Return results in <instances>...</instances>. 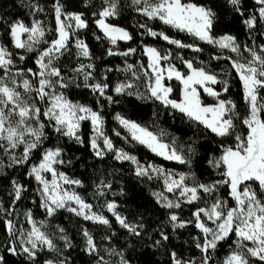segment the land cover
<instances>
[{
	"label": "snow or ice",
	"instance_id": "6c2138e0",
	"mask_svg": "<svg viewBox=\"0 0 264 264\" xmlns=\"http://www.w3.org/2000/svg\"><path fill=\"white\" fill-rule=\"evenodd\" d=\"M227 2L237 13L244 15L241 0ZM21 4L25 6V0H21ZM128 4L146 21H158L195 41L219 49L221 54L213 55L211 59L226 60L241 82L245 104L243 115L234 100L224 98V94L229 92L226 77L231 72L221 70L222 78L220 74L209 70L204 62L197 67L193 60L177 54L175 58L187 70L182 72L172 62L174 57L171 49L162 52L156 47L145 46L143 55L147 57L146 65L139 63L137 68L136 64L125 61L123 68L116 69L130 73L132 77L114 86L116 95L158 102L165 109L186 117L197 126V131L202 129L205 134L210 133L219 138L217 154L210 155L207 160L215 178L200 182L194 171L175 172L151 163L140 164L134 155L116 148L112 139L105 134L101 111L73 102L61 91L69 87L70 81L65 78L58 61L61 57L74 56L77 60L89 61L87 64L79 63L71 71L82 78L83 87L96 96L100 109L103 108L101 99L108 103L116 102L112 95L107 94L110 88L107 72L113 69L107 68L102 79L96 80L95 64L91 62L94 57L88 43L80 35L83 30L89 29V21L82 12L65 11L61 0L51 2L54 28L36 18L46 9L33 0H27L26 3L32 17L30 24L22 19L6 20L0 16V27L5 29L10 44L0 43V155L7 159L6 167L27 166L25 176L35 180L39 207L47 218L63 210L84 221L111 227L109 219L92 211L93 205L71 187H82V181L59 171L58 166L66 163L62 158L64 149L59 146L44 147L49 139L47 129H51L57 138H68L82 146L84 139L80 134L81 128L82 124L88 122L91 128L88 143L95 157L103 159L107 153H113L116 161H130L136 165L137 177L151 180L155 173L157 177L163 178L164 190L153 192L152 195L160 207L169 211L166 224L155 230L159 238L152 241V247L162 248L169 241L165 226L176 231L192 225L199 231V235L193 237L195 248L200 253L199 258L186 260L176 251H171V264H264V44L256 45L254 40L251 45L241 44L228 33L215 36L212 30L216 13L211 7L193 0H128ZM255 4L259 6L258 16L253 14L243 20L249 30L255 29L258 23L264 25V0H255ZM121 7L120 0H101L99 9L92 13L93 23L102 33L96 35L94 32V39L108 42V57H129L137 52L132 47L116 50L118 41L133 40V35L126 28L109 22L110 18L119 17ZM137 26L144 29L141 35L159 37L178 49L187 48L196 53L203 51L198 44H186L171 38L164 31L153 30L146 22ZM49 33H52L50 40L47 38ZM261 35L264 36V32ZM14 50H23L25 54ZM225 51L235 55H223ZM26 54L34 55V68H24L17 63L28 59ZM171 81L181 85L178 99L171 98L174 92L169 83ZM141 84L143 92L139 91ZM216 85H221V88L217 90ZM75 86L81 85L77 83ZM202 93L210 97L213 103H205ZM116 120L133 141L146 146L164 160L175 161L191 169L196 154L193 144L185 148L178 145L175 138L165 142V132L154 134L147 127L119 114ZM115 135L119 137L121 133L116 131ZM124 139L127 140V137ZM34 153L39 155L38 163H31ZM4 167V159L0 158V169ZM10 187V204L5 207L0 201V225L7 239V243L0 247L13 256L24 257L28 264H36L39 253L44 250L62 255V249L42 230L46 221H40L38 226L30 210L24 214L30 228H17V223L10 217L14 215L18 202L23 199L28 188L15 177L10 180ZM96 188L98 194L103 195L100 189L111 188V184L101 180ZM165 193L174 194L176 199H170ZM201 203L204 206H199ZM184 205H197L188 219H182L174 211L182 210ZM106 207L130 236L140 238L145 234L146 225L128 222L126 217L116 211L115 202L107 203ZM57 231L61 233L59 239L64 241V248H71V240L63 235L65 229L57 227ZM81 234L85 241L84 251L96 256L97 264H110L104 256L99 255V247L89 230L83 228ZM148 239L152 240V237ZM225 243L228 251L218 258L219 249ZM106 251L111 256L119 257L118 264H130L122 251ZM0 264H6L3 254H0ZM44 264H68V260L66 257L48 259Z\"/></svg>",
	"mask_w": 264,
	"mask_h": 264
},
{
	"label": "trees",
	"instance_id": "16d2710c",
	"mask_svg": "<svg viewBox=\"0 0 264 264\" xmlns=\"http://www.w3.org/2000/svg\"><path fill=\"white\" fill-rule=\"evenodd\" d=\"M39 2L45 7V12L39 14L36 18L44 21L46 26L54 28L55 21L53 13L51 12L52 0H33ZM67 12H82L84 17L89 21V29L83 30L80 33L81 37L88 43L94 59L91 61L95 64L96 80L102 79V74L107 68H112L113 71L107 72V83L110 88L107 92L108 95L113 96L114 103H108L101 99L103 108L96 103V96L91 91L83 87L82 78L74 74L71 69L76 67L79 63L87 64L88 60H77L74 56L61 57L58 61V66L61 67L66 79L70 81L67 89L61 91L71 99L88 106L94 110L101 111L104 118V131L108 135L115 147L124 149L125 151L133 154L138 160L151 161L158 163L166 168H174L186 172L194 171L200 182H207L214 179V173L209 168L207 160L210 155L217 154V145L219 138L214 137L212 134H205L203 130L197 131V126L189 121L186 117L171 109H165L158 102L145 101L137 99L135 96L116 95L113 91L114 86L125 80L132 79L130 73L123 71H116V69L123 68L125 61L128 63L136 64L137 68L139 63L147 64V57L143 55V48L145 46L156 47L158 50L167 51L172 50L173 63L182 71L186 72L183 64L175 57L177 54L183 56L184 59H191L194 66H202L201 62L208 65L209 70L220 74L223 78V72H231V75L226 78L229 81V92L224 94V98L234 100L238 105V110L243 115L245 112V104L243 102L242 85L235 73L230 69V65L226 60H212L213 55H220V50L213 48L210 45L204 44L200 41H195L194 38L180 33L175 29H170L167 26L160 24L158 21H146L145 18L137 15L128 4V0H120L121 9L118 18L109 19V22L120 27L126 28L132 35L133 40L129 42L118 41L116 50H126L129 47L136 48L137 52L129 57L106 55V49L110 46L107 41H97L94 39L93 33L102 35L93 23L94 17L92 13L97 11L100 7L101 0H61ZM193 2L205 4L213 9L216 13L213 26V34L220 36L225 33L231 34L237 38L241 44L248 43L251 45L253 40L256 45L264 44V25L258 23L257 27L253 30L247 29L243 20L250 15L258 16V5L255 0H241V7L244 15L241 16L233 7L228 4L227 0H193ZM22 6L21 0H0V16L6 20L22 19L26 23L31 22V15L29 9ZM87 4V6H85ZM147 23L149 27L156 31H164L171 38L179 39L182 42L196 43L203 51L196 53L190 49H178L174 45H169L159 37L153 38L148 35H141L144 29L139 28L137 25ZM251 31V36L249 32ZM50 40L52 33L47 35ZM0 43L9 44V38L5 33V29L0 27ZM10 46V44H9ZM20 51L21 54L23 50ZM75 49L73 48V53ZM29 58L24 62L17 63L24 68H34L33 64L34 55L26 54ZM223 55H230L227 51ZM95 82V81H91ZM79 83L81 86L76 87ZM140 83V82H138ZM174 88L172 98L178 99L181 91V85L176 81L169 82ZM217 90L221 85L215 86ZM139 91L143 92L144 87L141 84ZM202 99L205 103H211L213 100L202 93ZM119 114L123 118L131 120L147 127L150 131L159 134L161 131L166 135L163 137L165 142H171L173 138L177 141L178 145L184 146L193 144L196 149V154L192 161V167L189 169L186 165H181L175 161H167L162 157L155 155L146 146L140 145L138 142L133 141L127 131L122 128L115 120V115ZM49 132V139L45 142V148L61 147L64 149L62 158L66 163L58 166L59 171H63L72 179H79L82 181V187H76V191L86 200V202L93 205V209L98 213L109 219L111 227L100 224H95L91 221H84L80 217L68 213L66 211H59L54 217L47 218L43 209L39 207V197L36 196L35 189L37 184L34 179L26 177L25 173L28 170L27 166L24 168L6 167L7 159H4L5 167L0 169V201H3L7 207L11 198L8 193L11 191L10 180L15 177L23 183L28 191L24 194L23 199L18 202L14 217L21 219L26 211H31L33 217L38 221H46V225L42 228L48 235H50L57 246L62 249V258H67L68 264H97V257L89 255L84 251L85 241L81 232L83 228H87L93 235L95 242L99 247V255L106 256V250L115 249L117 252L122 251L130 264H171L169 253L176 251L184 259H198L200 256L199 250L195 248L193 241L194 236L199 235V231L194 226L189 225L185 229H177L172 231L170 226H165L164 230L169 235L170 239L164 244L162 248L152 247V241L158 239L156 229L164 226L167 221L168 211L160 207L152 195L153 191L158 189V186L146 177H137L135 175L133 164L130 161H116L113 158V153H107L103 159L94 156L89 147V137L91 135V128L88 122L82 124L81 136L84 139V144L81 146L68 138H57ZM114 131H119L121 136L117 137ZM127 137V140L124 139ZM39 161V155L34 153L31 163ZM71 161V163H68ZM101 180L105 184L110 183L111 188H101L104 194L99 195L96 185ZM226 194V192H225ZM35 201V202H33ZM109 201L117 203V211L127 218L130 223L142 222L146 225L144 235L140 238L130 236L127 231L119 226L115 221L114 216L105 208V204ZM197 205H184L182 210H175L179 213L182 219H188L191 212ZM57 227H63L65 232L71 240L72 247L69 249L64 248V241L59 239L61 233L57 231ZM115 233V235H113ZM151 236L152 240L148 237ZM111 237V239H105ZM6 233L0 225V245L6 244ZM230 243V241H229ZM228 251L227 243L223 248L219 249L218 258H222ZM0 254L5 256L6 264H28L22 256H13L4 251L0 247ZM47 256H40L37 258L36 264H42Z\"/></svg>",
	"mask_w": 264,
	"mask_h": 264
},
{
	"label": "rangeland",
	"instance_id": "374dc122",
	"mask_svg": "<svg viewBox=\"0 0 264 264\" xmlns=\"http://www.w3.org/2000/svg\"><path fill=\"white\" fill-rule=\"evenodd\" d=\"M218 37V36H217ZM150 47V46H149ZM230 55H235V54H230ZM172 98V97H171ZM210 98V97H209ZM173 99H175V98H173ZM73 102H76V101H73ZM211 103H213V102H211ZM116 116L117 115H115V120H116ZM122 117V116H121ZM131 121V120H130ZM116 122L118 123V121L116 120ZM119 124V123H118ZM122 127V126H121ZM123 128V127H122ZM126 130V129H125ZM127 131V130H126ZM114 132H116V131H114ZM128 133V132H127ZM129 134V133H128ZM154 134H156V133H154ZM130 135V134H129ZM157 135H159V134H157ZM101 143H102V141H101ZM52 148H54V147H52ZM116 148H119V147H116ZM125 151V150H124ZM127 152V151H126ZM129 153V152H128ZM130 154V153H129ZM131 155H133V154H131ZM135 156V155H134ZM136 157V156H135ZM137 158V157H136ZM138 160V159H137ZM139 162H140V164H143V165H147V164H149V163H151V164H153V165H156V166H162L164 169H166V170H172V171H175V172H186V171H183V170H177V169H174V168H166V167H164L163 165H161V164H158V163H153V162H151V161H142V160H138ZM36 163H38V162H36ZM133 167H134V171H135V168H136V165H133ZM152 176H153V179H151L157 186H158V189H156L155 191H153V192H160V191H163L164 190V186H163V178L162 177H157L156 176V174L155 173H153L152 174ZM49 178H50V176H49ZM65 187H69V186H65ZM71 187H73V188H75V190H76V187L75 186H71ZM166 195H168L169 196V198L170 199H173V200H175L176 199V197H175V195L174 194H171V193H165ZM109 202H113V201H109ZM109 202H107V203H109ZM107 203L105 204V208L107 209V207H106V205H107ZM116 203V202H115ZM117 204V203H116ZM73 206H75V205H73ZM199 206H204L202 203L201 204H199ZM92 211H94V212H96V213H98L97 211H95L94 209H92ZM116 211H117V209H116ZM175 211V210H174ZM28 211H26L25 213H27ZM118 212V211H117ZM24 213V214H25ZM111 213V212H110ZM119 213V212H118ZM23 214V216H22V218L21 219H19V218H12V217H10V218H12V219H14V221L17 223V228L19 229L21 226H23V227H25V228H30V225H28L27 224V222H26V220H25V215ZM98 214H100V213H98ZM112 214V213H111ZM120 214V213H119ZM123 216V215H122ZM34 218V217H33ZM35 219V218H34ZM36 220V219H35ZM37 221V220H36ZM37 223H38V226H39V222L37 221ZM43 230V229H42ZM44 231V230H43ZM112 249V248H111ZM40 256H47V258L46 259H44L43 260V262H42V264H44V261L45 260H48V259H52V260H59V259H62V257L60 256V255H58L57 253H55V252H49V251H47V250H44V251H42V252H40L39 253V255H38V257H40ZM105 258V260H107V261H109L110 262V264H118V261H119V257H117V256H111V255H109L108 254V251L106 252V256L104 257Z\"/></svg>",
	"mask_w": 264,
	"mask_h": 264
}]
</instances>
